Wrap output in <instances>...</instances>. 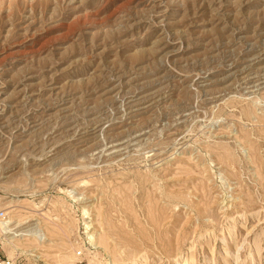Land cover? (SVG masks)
Masks as SVG:
<instances>
[{
	"label": "rangeland",
	"instance_id": "374dc122",
	"mask_svg": "<svg viewBox=\"0 0 264 264\" xmlns=\"http://www.w3.org/2000/svg\"><path fill=\"white\" fill-rule=\"evenodd\" d=\"M0 226V264H264V0H0Z\"/></svg>",
	"mask_w": 264,
	"mask_h": 264
},
{
	"label": "bare ground",
	"instance_id": "6f19581e",
	"mask_svg": "<svg viewBox=\"0 0 264 264\" xmlns=\"http://www.w3.org/2000/svg\"><path fill=\"white\" fill-rule=\"evenodd\" d=\"M117 16V15H116ZM123 16V15H122ZM122 20V19H121ZM34 52V51H33ZM0 229H1V226H0ZM4 231V230H3ZM232 232H230V234H231ZM37 235V234H36ZM32 236V235H31ZM33 237V236H32ZM34 238H36V240L38 239L37 237H35L34 236ZM39 240V242H41L40 240L41 239H38ZM32 244V243H31ZM207 245V244H206ZM202 247V246H201ZM147 256V255H146ZM146 256L145 257H143V260H144V262H143V264H147V261H148V258H146ZM189 256V255H188ZM224 258H225V260H227L226 258V256H224ZM138 260V259H137ZM142 262V261H141ZM239 262V261H238ZM135 263V262H134ZM133 263V264H134ZM194 263V258L192 257V256H190V257H188L185 261H183V264H193ZM138 264V263H137ZM142 264V263H141Z\"/></svg>",
	"mask_w": 264,
	"mask_h": 264
}]
</instances>
